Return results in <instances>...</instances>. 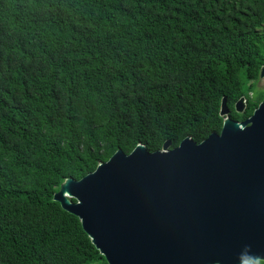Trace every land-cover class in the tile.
<instances>
[{"label":"trees","instance_id":"1","mask_svg":"<svg viewBox=\"0 0 264 264\" xmlns=\"http://www.w3.org/2000/svg\"><path fill=\"white\" fill-rule=\"evenodd\" d=\"M263 65L264 0H0V264H108L60 183L243 121Z\"/></svg>","mask_w":264,"mask_h":264},{"label":"water","instance_id":"2","mask_svg":"<svg viewBox=\"0 0 264 264\" xmlns=\"http://www.w3.org/2000/svg\"><path fill=\"white\" fill-rule=\"evenodd\" d=\"M220 116V132L199 143L118 149L82 178H65L53 200L108 264L264 261V98L243 121L223 98Z\"/></svg>","mask_w":264,"mask_h":264},{"label":"rangeland","instance_id":"3","mask_svg":"<svg viewBox=\"0 0 264 264\" xmlns=\"http://www.w3.org/2000/svg\"><path fill=\"white\" fill-rule=\"evenodd\" d=\"M254 92L256 93H258V91H264V79H261L260 80V78L257 80V81H255V83H254ZM253 92V94L255 95V93ZM245 104H246V102H245V100L243 101V107H241V108H243L244 109V107H245Z\"/></svg>","mask_w":264,"mask_h":264}]
</instances>
